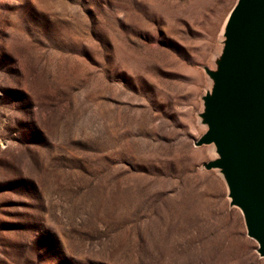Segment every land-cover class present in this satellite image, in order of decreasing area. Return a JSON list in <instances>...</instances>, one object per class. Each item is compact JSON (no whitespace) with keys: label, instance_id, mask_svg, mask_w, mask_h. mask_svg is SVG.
I'll list each match as a JSON object with an SVG mask.
<instances>
[{"label":"rangeland","instance_id":"374dc122","mask_svg":"<svg viewBox=\"0 0 264 264\" xmlns=\"http://www.w3.org/2000/svg\"><path fill=\"white\" fill-rule=\"evenodd\" d=\"M237 0H0V264H264L198 144Z\"/></svg>","mask_w":264,"mask_h":264},{"label":"water","instance_id":"95a60500","mask_svg":"<svg viewBox=\"0 0 264 264\" xmlns=\"http://www.w3.org/2000/svg\"><path fill=\"white\" fill-rule=\"evenodd\" d=\"M223 35L215 67L204 68L212 85L202 96L207 130L198 144H214L204 166L222 174L230 206L264 257V0H237Z\"/></svg>","mask_w":264,"mask_h":264}]
</instances>
